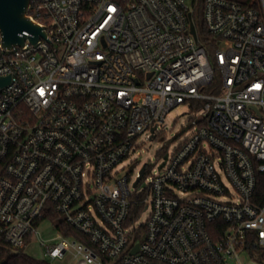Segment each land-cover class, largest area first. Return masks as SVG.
Returning a JSON list of instances; mask_svg holds the SVG:
<instances>
[{
	"label": "built area",
	"instance_id": "obj_1",
	"mask_svg": "<svg viewBox=\"0 0 264 264\" xmlns=\"http://www.w3.org/2000/svg\"><path fill=\"white\" fill-rule=\"evenodd\" d=\"M191 1L31 0L46 39L6 50L0 32V77H11L0 87V237L12 249L55 213L83 239L51 221L61 241L41 244L52 260L258 264L264 0H203L201 26ZM182 104L184 141L136 185L133 171L121 176L140 137L155 141Z\"/></svg>",
	"mask_w": 264,
	"mask_h": 264
},
{
	"label": "rangeland",
	"instance_id": "obj_2",
	"mask_svg": "<svg viewBox=\"0 0 264 264\" xmlns=\"http://www.w3.org/2000/svg\"><path fill=\"white\" fill-rule=\"evenodd\" d=\"M257 1V0H256ZM189 5L194 6V3L189 0ZM215 49V48H213ZM191 109L188 104H182L175 108L166 119V127H162L163 134L155 141L148 139V134H144L139 139L140 147L135 154H132L128 159L121 163L117 171L121 176L132 173V179L135 181L140 170L149 165L152 169L156 167L161 160L162 153H172L190 133ZM149 176L143 179L140 188L147 184ZM149 216V210L141 213L135 226H140L146 222ZM39 235H34L23 248L20 250L31 255L39 260H48L52 264H77V260L73 259L70 253H67L64 258L52 260L46 256V249L42 246L41 241H47V244H58L61 239L56 238L57 232L54 229V224L51 221H43L38 229ZM69 241V240H68ZM243 262L248 263L246 257H243Z\"/></svg>",
	"mask_w": 264,
	"mask_h": 264
},
{
	"label": "water",
	"instance_id": "obj_3",
	"mask_svg": "<svg viewBox=\"0 0 264 264\" xmlns=\"http://www.w3.org/2000/svg\"><path fill=\"white\" fill-rule=\"evenodd\" d=\"M31 0H0V32L2 36V47L12 50L14 47H23L28 40L31 44H36L41 38L46 39L45 29L31 21L28 17V10ZM191 31L196 38L195 26L189 16ZM28 32L29 36L23 33ZM11 77H0V87H5L10 83ZM165 163L162 164L164 166ZM145 168L140 172L142 176ZM140 181L137 179L135 185Z\"/></svg>",
	"mask_w": 264,
	"mask_h": 264
},
{
	"label": "trees",
	"instance_id": "obj_4",
	"mask_svg": "<svg viewBox=\"0 0 264 264\" xmlns=\"http://www.w3.org/2000/svg\"><path fill=\"white\" fill-rule=\"evenodd\" d=\"M230 1L240 3L244 6H250L253 4L254 6L257 7L256 0H230ZM202 4H203V0H198V7L193 12V19L197 26L198 25L201 26ZM202 33H204L206 40L210 39L207 33L205 34V31L203 29H202ZM262 190H264V183L263 186L261 185L260 191ZM142 212H143V208H142ZM47 218L53 221L56 224L57 229H59V231H61L65 236L67 237L73 236L77 239H83L73 229L69 228V226H67L65 222L57 214L49 213L47 214ZM251 252L255 256V259L258 264H264V250L254 249ZM0 264H52V263L48 260L36 259L21 250L16 251L12 249V247H10V245L4 242L3 239L0 237Z\"/></svg>",
	"mask_w": 264,
	"mask_h": 264
}]
</instances>
